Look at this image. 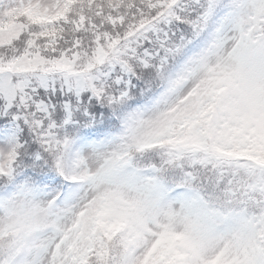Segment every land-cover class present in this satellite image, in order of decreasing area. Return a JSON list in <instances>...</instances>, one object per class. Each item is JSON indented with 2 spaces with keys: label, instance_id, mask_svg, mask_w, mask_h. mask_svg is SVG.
<instances>
[{
  "label": "snow or ice",
  "instance_id": "1",
  "mask_svg": "<svg viewBox=\"0 0 264 264\" xmlns=\"http://www.w3.org/2000/svg\"><path fill=\"white\" fill-rule=\"evenodd\" d=\"M0 264H264V0H0Z\"/></svg>",
  "mask_w": 264,
  "mask_h": 264
}]
</instances>
